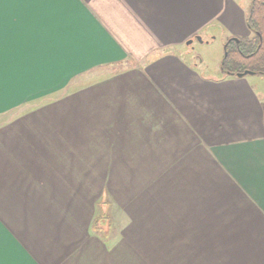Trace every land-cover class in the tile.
Instances as JSON below:
<instances>
[{"label": "crops", "instance_id": "obj_1", "mask_svg": "<svg viewBox=\"0 0 264 264\" xmlns=\"http://www.w3.org/2000/svg\"><path fill=\"white\" fill-rule=\"evenodd\" d=\"M246 17L241 0L0 4L2 264H264V88L183 50L251 36Z\"/></svg>", "mask_w": 264, "mask_h": 264}, {"label": "trees", "instance_id": "obj_2", "mask_svg": "<svg viewBox=\"0 0 264 264\" xmlns=\"http://www.w3.org/2000/svg\"><path fill=\"white\" fill-rule=\"evenodd\" d=\"M246 24L251 36L230 37L224 46L221 70L225 74L236 75L251 71L264 75V0H250ZM231 52L234 54L232 61L238 63L236 69L228 64Z\"/></svg>", "mask_w": 264, "mask_h": 264}, {"label": "rangeland", "instance_id": "obj_3", "mask_svg": "<svg viewBox=\"0 0 264 264\" xmlns=\"http://www.w3.org/2000/svg\"><path fill=\"white\" fill-rule=\"evenodd\" d=\"M241 1L247 14L250 0ZM211 32V34L205 33L200 36L201 41L196 38L193 39L192 43L183 49L184 56L187 59H192L197 62L199 64L200 70L205 71L206 73L220 75L223 74L221 70V64L225 55L224 46L230 37L226 36V33L219 32V30L217 29L211 30ZM213 36L214 38H212ZM185 49L187 50V54L185 52ZM233 57L234 54L231 52L228 58V64H230L231 68L236 69L238 68V63L232 61ZM245 77L257 84H262L264 88V75L254 73L251 75H245ZM103 229L108 228L103 227Z\"/></svg>", "mask_w": 264, "mask_h": 264}, {"label": "snow or ice", "instance_id": "obj_4", "mask_svg": "<svg viewBox=\"0 0 264 264\" xmlns=\"http://www.w3.org/2000/svg\"><path fill=\"white\" fill-rule=\"evenodd\" d=\"M4 0H0L2 4ZM22 6H37L45 4H71L73 0H15ZM193 4L211 3L213 0H191ZM4 62H5V51H4V24L2 19H0V82H2L3 72H4ZM2 264V262H0Z\"/></svg>", "mask_w": 264, "mask_h": 264}, {"label": "water", "instance_id": "obj_5", "mask_svg": "<svg viewBox=\"0 0 264 264\" xmlns=\"http://www.w3.org/2000/svg\"><path fill=\"white\" fill-rule=\"evenodd\" d=\"M196 39L201 41V37L200 36H196ZM235 41H237V39H235ZM191 42H192V40H188L187 44H189ZM247 74H254V73L251 72V71H244L243 73H237L236 76H244V75H247Z\"/></svg>", "mask_w": 264, "mask_h": 264}]
</instances>
